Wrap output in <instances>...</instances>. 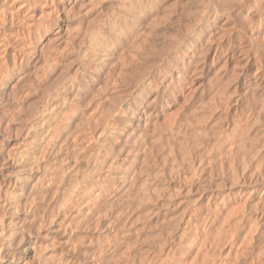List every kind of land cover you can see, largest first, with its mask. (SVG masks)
Wrapping results in <instances>:
<instances>
[{
    "label": "bare ground",
    "instance_id": "obj_1",
    "mask_svg": "<svg viewBox=\"0 0 264 264\" xmlns=\"http://www.w3.org/2000/svg\"><path fill=\"white\" fill-rule=\"evenodd\" d=\"M263 82L264 0H0V264H102L132 206L173 221L194 190L213 198L203 171L158 200L230 145L231 110ZM242 187L195 205L207 234L177 264L231 247ZM255 214L240 262L264 240Z\"/></svg>",
    "mask_w": 264,
    "mask_h": 264
},
{
    "label": "rangeland",
    "instance_id": "obj_2",
    "mask_svg": "<svg viewBox=\"0 0 264 264\" xmlns=\"http://www.w3.org/2000/svg\"><path fill=\"white\" fill-rule=\"evenodd\" d=\"M254 106L250 113L247 112ZM229 122L238 124V132L234 136L230 126L226 125L223 128L225 134L233 139L230 145L223 152L215 148L211 154V161L206 160L198 167L196 176L182 177L176 184L166 182L158 200L161 202L169 200L182 189L186 181L194 182L203 171H206L214 181L219 182L221 190L213 198H207V194L201 197V190H194L184 198V206L177 210L173 221L147 219L140 223L138 221L145 215V211L138 209L136 205L132 206L130 212L122 217L117 225L119 231L126 232L125 236L111 246L106 241L101 242L99 254L103 258L102 264H177L183 256L182 247L187 245L188 239L192 237L191 233L193 240L197 236L203 237L207 234L205 223L208 215L203 214L196 223L195 205L204 203L203 207L206 210L210 207L215 208L216 201L228 190L224 188H229V185L234 183L243 186L242 190H235L233 193L238 196V201L244 204L249 214L234 232L230 248L218 253L205 252L200 262L209 257L213 264H264V240L257 250L251 253L247 262H240L251 237L257 235L261 226L255 212L264 204V193L259 192L261 188L258 187L264 180V82L260 86L250 87L249 98L231 110ZM220 126L217 124L210 128L207 144L212 143L213 138L218 136ZM194 152H198L197 148ZM187 220H190V223L186 226ZM195 224H200L197 230L193 227ZM108 248L109 251L105 254L103 250ZM184 264L195 262L189 259Z\"/></svg>",
    "mask_w": 264,
    "mask_h": 264
}]
</instances>
